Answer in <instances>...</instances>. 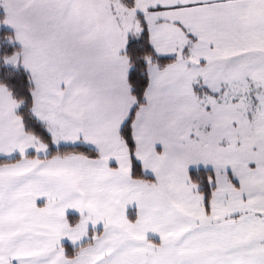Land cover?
Wrapping results in <instances>:
<instances>
[{
	"label": "snow or ice",
	"instance_id": "6c2138e0",
	"mask_svg": "<svg viewBox=\"0 0 264 264\" xmlns=\"http://www.w3.org/2000/svg\"><path fill=\"white\" fill-rule=\"evenodd\" d=\"M0 264H264V0H0Z\"/></svg>",
	"mask_w": 264,
	"mask_h": 264
}]
</instances>
